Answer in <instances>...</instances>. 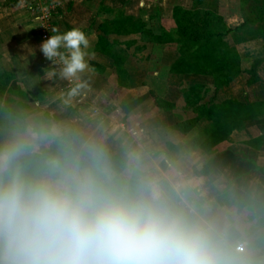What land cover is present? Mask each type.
<instances>
[{"label":"rangeland","instance_id":"1","mask_svg":"<svg viewBox=\"0 0 264 264\" xmlns=\"http://www.w3.org/2000/svg\"><path fill=\"white\" fill-rule=\"evenodd\" d=\"M11 1L22 14L28 12L26 0ZM75 1L61 0V20L65 9L72 26L83 17L92 25L84 32L94 37L92 27L104 15L101 31L125 48V52L116 50L113 59L116 69L112 74L117 75L119 88L110 92L111 84H107L106 96L87 95L78 105L90 101L96 106L109 101L107 97L114 99L120 106L114 116L121 122L128 117L124 131H130V138L125 139L127 134L119 129L111 132L105 130L106 125L88 120L91 111L78 110L66 86L61 102L73 105L57 120L53 118L48 109L60 97L52 98L49 83L54 78L45 73L50 71L46 67L53 71L55 66L45 64L40 52L26 62L0 46V139L17 124L56 128L78 141L100 145L118 170L138 165L143 174L181 192L185 185L180 180L186 184L192 180L182 178L179 167L191 156V164L198 170L214 168L216 183L245 187L242 192L230 189L221 196L227 218L236 223L240 219L233 214L232 203L240 208L243 219L254 205L264 211V0H146L139 13L137 0H122L125 4L114 6L112 17L104 12L81 13L73 6ZM10 8L0 6V16H13ZM27 52L22 50L23 55ZM136 71L134 82L147 80L149 72H156L155 78L162 83L148 79L147 88L137 87L131 79ZM110 78L103 81L110 83ZM135 101L141 103L138 111L133 107ZM125 108L134 114L124 116ZM134 130L139 132L136 137L131 133ZM235 239L230 237L229 243L233 245ZM222 258L227 262L228 258ZM245 258L243 255L236 263L247 264Z\"/></svg>","mask_w":264,"mask_h":264},{"label":"clouds","instance_id":"2","mask_svg":"<svg viewBox=\"0 0 264 264\" xmlns=\"http://www.w3.org/2000/svg\"><path fill=\"white\" fill-rule=\"evenodd\" d=\"M49 30L40 52L60 67L45 75L76 80L68 91L75 95L87 87L80 74L91 70L88 36ZM0 264L226 261L213 227L177 187L138 165L118 170L94 142L17 124L0 139Z\"/></svg>","mask_w":264,"mask_h":264},{"label":"crops","instance_id":"3","mask_svg":"<svg viewBox=\"0 0 264 264\" xmlns=\"http://www.w3.org/2000/svg\"><path fill=\"white\" fill-rule=\"evenodd\" d=\"M2 0L0 6L11 5L13 8L8 9L10 12L13 13V16L10 17H3L0 16V46L3 48L5 52H10L11 55L14 58L17 59H26V62L29 61V59L33 56L31 53L27 52L26 55L22 54V50L26 49V47H23V45L27 44L28 46H31L35 49V52H40V45L42 41L39 38L38 35V26L35 24L34 19L32 16L25 12V14H22L17 8L18 5L11 1V0ZM16 1V0H15ZM145 1L146 0H137L138 4V13L140 12V9L145 7ZM125 4L122 0H76L73 4L74 7H79V11L81 13L87 12L86 14H89L91 16L92 14H100L104 12V14H110L109 16L112 17L114 6L117 8L122 7ZM67 5V4H64ZM144 5V6H143ZM99 7L102 8V10L99 11ZM8 8V7H6ZM103 8L105 10H103ZM116 9V8H115ZM142 12V11H141ZM27 13L29 16H27ZM137 13V14H138ZM94 14V15H95ZM66 9L64 10V16L61 20V16L58 17L57 22L58 26H55L57 28L58 32H64L67 29L70 28H77L82 31H88L91 24H89L87 21L84 20L82 17V20H79L76 22L74 26L70 25L68 19H67ZM104 16V15H103ZM103 16L101 17V20L99 24L96 26H93L95 28L96 36H91L87 34L89 39V64L91 70H86L84 73L80 74V80H84L87 82V87L82 88L78 91V95L83 99L87 95L90 97L96 94L103 95L104 94V86L107 84H111L110 90L112 91L116 90V87L119 88V82L117 75L112 74L113 71H115V53L116 50H120L118 52H125L117 41H110L108 39V34L106 35L101 31ZM30 28V29H29ZM28 29V30H24ZM32 32V33H31ZM93 42V43H92ZM112 42V44H111ZM116 45V46H115ZM120 46V47H119ZM41 53V52H40ZM41 55V54H39ZM27 56V57H24ZM149 57V56H148ZM147 57V58H148ZM43 57L40 56V62L42 63ZM43 67L44 64H42ZM30 70L32 67L29 68ZM47 70L52 71L50 68H47ZM32 71V70H31ZM138 71L134 73V77H131L132 84L135 83L138 85L137 87H143L147 88L148 85V79H154L152 80L154 83L161 84L162 81H158L155 76L156 72H149L148 73V79L144 81H137L134 82L133 78H135L136 75H138ZM112 76V79L110 83H108L109 80L103 81L104 78H108L109 76ZM145 79H146V72H145ZM130 77V76H129ZM54 80H52L49 85L51 86V95L52 98L54 97V100H58V97L60 99L58 101L61 102V100H65L61 98V94L65 95V93L62 90V87L66 86V80L59 78L58 76H53ZM156 79V80H155ZM56 83V84H55ZM144 83V85H143ZM47 84V83H46ZM128 85V83H126ZM154 85V84H153ZM116 86V87H115ZM149 86V85H148ZM109 87V86H107ZM64 89V88H63ZM139 89V88H138ZM62 91V93H61ZM149 92V90H147ZM67 93V92H66ZM114 94V93H112ZM104 96H106L104 94ZM107 100L109 101H103L98 104L92 105L90 101H87L84 103L85 105L79 106L78 110H88L91 112H94L95 114L91 112H88V120H93L97 125H106L105 130L108 131H114L119 129V131L126 135V138H130L131 134L125 129L126 122L129 120L127 115L130 116L132 112L126 111L127 108H125L126 113L123 114L126 115L127 119L125 122H121L120 117L115 118L114 113L118 112L116 111L120 106H116L114 99H110L107 97ZM58 102L56 105H53L51 108L48 109V112L51 114L53 118L56 120L61 117L64 113L68 111L70 107H72L73 104L68 102ZM95 104V103H93ZM139 104L140 102L135 101L133 104V107H136V111L139 110ZM128 107H130V104H127ZM47 107V106H46ZM98 107V108H97ZM147 107V106H146ZM145 107V108H146ZM45 108V107H44ZM144 108V109H145ZM154 108V107H153ZM122 109V108H121ZM73 110V109H72ZM77 110V109H75ZM74 111V110H73ZM135 111V113H136ZM86 112V111H85ZM138 113V112H137ZM132 113L131 115H133ZM123 116V117H124ZM128 127V126H127ZM123 129V130H122ZM122 130V131H121ZM115 133V132H113ZM134 137L135 135H139V132L132 131L131 132ZM188 158V156H187ZM193 160V157L189 156L186 164H183L179 167L178 174L183 178V176H189L191 178V184H186L182 180H180L185 186L182 187L183 189V195L187 199V201L191 204H194L199 211V213L211 224L213 227L218 241V247L221 253V256L228 258L226 264H237L236 260H240L241 258L246 257L245 259H248L247 264H264V258H262V255H264V211L261 208H258L256 205L254 207H251L249 211L247 212V216L241 218L240 214V208L234 203L231 204V207L234 208L233 214H235V217L240 218L237 223L236 221L230 220L227 218V205H222L221 196L226 195L227 192H230L233 189H239V191H243L244 188H238L236 186H240L239 183L233 184L232 188H227V184L225 182H215V174L216 171L214 168H212L211 171H203L202 168L198 170V166L195 164H191ZM197 180V183L199 181L201 182V185L195 184L194 181ZM171 182L174 183L173 180ZM225 183V184H224ZM176 187V186H173ZM241 187V186H240ZM250 187V186H246ZM249 191L256 192V188L250 187L248 188ZM181 191V190H180ZM255 194V193H254ZM195 200V201H194ZM256 204V200H253ZM194 202V203H193ZM264 206V205H263ZM239 210H236V209ZM233 237L236 238V242L230 244L229 238ZM240 243H245L243 249H245L244 253H238L236 251V246H238L239 241ZM246 240V242H244ZM257 257V258H256ZM231 258V259H229ZM255 258V259H254Z\"/></svg>","mask_w":264,"mask_h":264},{"label":"built area","instance_id":"4","mask_svg":"<svg viewBox=\"0 0 264 264\" xmlns=\"http://www.w3.org/2000/svg\"><path fill=\"white\" fill-rule=\"evenodd\" d=\"M26 9L28 13L32 16V18L35 21V24L38 26V35L40 40L43 42L47 38H49L52 33L49 29L56 28L55 26H58L57 19L59 16H61V0H26ZM57 29V28H56ZM46 62L45 64H51V61L47 60L45 58ZM55 66V70H59V65H53ZM76 80H73L72 82L66 81V88H67V94L70 88L74 86L76 83ZM70 97H74L76 100V104L82 103V98L78 95V91L75 95H72ZM242 246H237L236 251H243Z\"/></svg>","mask_w":264,"mask_h":264},{"label":"trees","instance_id":"5","mask_svg":"<svg viewBox=\"0 0 264 264\" xmlns=\"http://www.w3.org/2000/svg\"><path fill=\"white\" fill-rule=\"evenodd\" d=\"M225 111H227L226 109H225ZM231 112V111H230ZM8 123H10V121H8ZM0 125H2V124H0Z\"/></svg>","mask_w":264,"mask_h":264}]
</instances>
